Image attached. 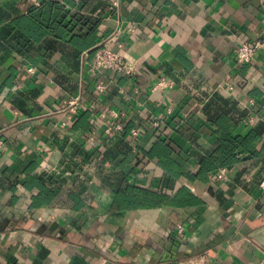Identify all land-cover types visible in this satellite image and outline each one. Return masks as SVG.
Returning a JSON list of instances; mask_svg holds the SVG:
<instances>
[{
  "label": "crops",
  "instance_id": "obj_1",
  "mask_svg": "<svg viewBox=\"0 0 264 264\" xmlns=\"http://www.w3.org/2000/svg\"><path fill=\"white\" fill-rule=\"evenodd\" d=\"M0 139V264H264V0H0Z\"/></svg>",
  "mask_w": 264,
  "mask_h": 264
},
{
  "label": "built area",
  "instance_id": "obj_2",
  "mask_svg": "<svg viewBox=\"0 0 264 264\" xmlns=\"http://www.w3.org/2000/svg\"><path fill=\"white\" fill-rule=\"evenodd\" d=\"M113 4L116 7H119L120 0H113ZM262 45L260 41L255 42H242L238 45L236 49L235 59L236 62L241 65H249L253 59L254 53L256 50ZM99 70H108L116 73L120 77H131L134 76L138 71V65L127 59L123 53L115 52L111 50L108 46L106 40H102L96 49V54L93 61L90 63V71L97 72ZM28 71L30 73H35L34 67H28ZM165 85V82L162 81L157 84L158 87H162ZM106 85L103 83L97 84V90L100 92L105 91ZM230 90H234L233 86H230ZM72 114V116H76L79 111L85 109L82 101L76 97L70 101H67L66 107ZM162 121H154L153 126L156 128L161 127ZM124 130V125L121 123L110 124L107 128V132L116 131V133H120ZM142 132L140 129H135L132 131L133 136H139ZM90 140V143H94L93 137ZM2 145V140L0 139V146ZM227 171L226 167L220 168L217 174V177L222 179L225 176Z\"/></svg>",
  "mask_w": 264,
  "mask_h": 264
},
{
  "label": "trees",
  "instance_id": "obj_3",
  "mask_svg": "<svg viewBox=\"0 0 264 264\" xmlns=\"http://www.w3.org/2000/svg\"><path fill=\"white\" fill-rule=\"evenodd\" d=\"M68 15H66L67 18ZM71 20V19H70ZM255 134L251 133L245 138H225L222 140L220 147L214 152L212 155V159L217 162L219 165H226L234 160L235 156L238 153L246 154V157H250L252 154L249 151L250 144L254 141ZM129 192V190H128ZM130 192H132V196H135L139 193V190L135 188H130ZM142 194L144 195V206H152V205H160V203H156V197L158 196L151 191H143ZM147 197V198H146ZM127 199V198H126ZM142 199V198H141ZM132 202L134 205H141V201L137 197H133ZM120 204L121 202L118 201Z\"/></svg>",
  "mask_w": 264,
  "mask_h": 264
}]
</instances>
